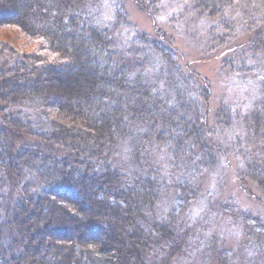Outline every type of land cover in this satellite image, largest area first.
I'll use <instances>...</instances> for the list:
<instances>
[{
    "label": "trees",
    "instance_id": "16d2710c",
    "mask_svg": "<svg viewBox=\"0 0 264 264\" xmlns=\"http://www.w3.org/2000/svg\"><path fill=\"white\" fill-rule=\"evenodd\" d=\"M183 1L188 13L217 16L219 45L226 31L248 32L252 53L235 65L259 79L253 108L210 118L209 84L145 33L127 48L138 61H127L123 0H0V24L38 46H10L18 59L0 71V104L16 110L0 127V173L25 168L38 180L0 219V264H174L188 233L155 206L173 175L184 209L197 199L229 126L240 179L264 191V0ZM8 135L39 142L8 145Z\"/></svg>",
    "mask_w": 264,
    "mask_h": 264
},
{
    "label": "rangeland",
    "instance_id": "374dc122",
    "mask_svg": "<svg viewBox=\"0 0 264 264\" xmlns=\"http://www.w3.org/2000/svg\"><path fill=\"white\" fill-rule=\"evenodd\" d=\"M150 1L123 0L127 16L123 28L126 45L120 46V50L126 51L120 55L127 61H138L139 53H131L127 48L131 45L130 40L145 33L175 50L178 65L193 79L209 84L210 118L216 116L220 107L239 108L241 112L253 108L261 95L259 79L254 74H243L235 65L239 62L237 53H252L248 32L226 31L228 42L219 45L220 41L214 40L225 30L217 23V16L198 17L188 13L183 0H158L155 4L159 7L154 12ZM212 30L215 36L211 35ZM3 42L7 43V49L0 54V71L9 70L15 64L17 56L9 53L10 46L18 47L19 53L38 49L37 44L26 40L18 28L9 24H0V46ZM14 113V108L0 104V127L4 117ZM229 127L218 130L216 140L220 142L216 145L225 149L219 151L217 167L200 178L197 199H189L191 204L184 209L186 201L182 191L171 185L178 179L173 175L165 183L155 206L154 214L158 218L169 219L175 212V221L188 233L185 250L176 257L174 264H264V191L240 179L237 157L243 156L232 152V149L237 151V136L230 133L233 127ZM214 136L215 130L211 140ZM24 137V140L16 141L8 135L6 140L8 145L16 146L39 142L34 136ZM19 173V178L9 171L0 173V219L22 197L25 185L31 192L38 186L32 171L21 168ZM181 206L183 209L179 210Z\"/></svg>",
    "mask_w": 264,
    "mask_h": 264
}]
</instances>
